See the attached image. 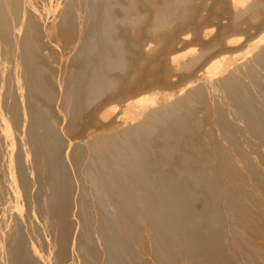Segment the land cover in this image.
<instances>
[{"label":"bare ground","instance_id":"6f19581e","mask_svg":"<svg viewBox=\"0 0 264 264\" xmlns=\"http://www.w3.org/2000/svg\"><path fill=\"white\" fill-rule=\"evenodd\" d=\"M48 6L0 0V264H264V0Z\"/></svg>","mask_w":264,"mask_h":264},{"label":"rangeland","instance_id":"374dc122","mask_svg":"<svg viewBox=\"0 0 264 264\" xmlns=\"http://www.w3.org/2000/svg\"><path fill=\"white\" fill-rule=\"evenodd\" d=\"M39 1V3H40V5H42V6H47V8L49 7L48 5L49 4H51V5H55V4H57V2H59V0H38ZM57 1V2H56ZM47 2V3H46ZM43 3H44V5H43ZM210 3H212V1L210 2ZM215 11H218V13H220L221 12V10L217 7L216 9H215ZM52 12L53 11H51V12H49V13H46L45 14V16H44V18H43V24H47L48 23V21L50 20V17H51V15H52ZM47 19V20H46ZM47 21V22H46ZM209 28H214V26H213V22L212 21H210L209 20V22L208 21H206V23H205ZM215 32H216V28H214V34H215ZM213 36V35H212ZM147 40H150V43H151V45H154L153 47H157V43H156V41H154V39H151V38H149V39H147ZM207 46V47H206ZM211 47V45H210V39H208L207 41H198V40H196V39H194L193 37L190 39V41H189V43L187 44V46L185 47V48H183L182 50H180L179 52H178V55L180 56V63H179V66H178V69H177V71H176V73H178V78H177V83H179V84H177L176 85V87L178 88V87H181V86H183V84H185V83H187L188 81H191V80H194L195 79V77H194V75H193V73H194V71L202 64V62L206 59V57H208L209 55H210V51H209V53H208V50H209V48ZM201 51V52H200ZM204 51H206L205 53H203ZM191 52V53H190ZM199 53V54H198ZM194 54V55H193ZM203 54V55H202ZM200 56V57H198V56ZM203 56V57H202ZM205 56V57H204ZM188 57V58H187ZM191 57H196V59H197V57L199 58V59H197L196 61H195V63H193V64H191V65H189L188 67L186 66V65H184V64H182L183 62H186V61H188L189 59ZM201 57H202V59H201ZM186 58V59H185ZM183 60V61H182ZM183 66H182V65ZM184 67H187V68H184ZM192 67V68H191ZM180 68V69H179ZM182 68V69H181ZM154 71H158L157 70V68H155V69H153ZM179 70V71H178ZM181 74V75H180ZM185 76H187V77H185ZM190 77V78H189ZM146 85H148L147 87H146ZM143 87H145V88H148V96H149V98H150V101L153 99L152 97H154L155 96V94L153 95L152 94V91L154 90V91H160V93H159V95L160 94H162L161 92H163V94L165 93V92H168V93H174V92H176V90H177V88L174 86V87H169V89L168 90H165L164 88H166V87H164V86H162V85H159L158 83H156V81H155V79H154V77L152 76V77H150L148 80H145L144 82H143ZM142 87V88H143ZM150 87V88H149ZM139 90H141V89H139ZM150 95H152V96H150ZM160 96H162V95H160ZM159 97V96H158ZM105 98H107V96H104V97H102V99H105ZM147 102H149V100L147 101ZM200 114H202V112H200ZM245 136H243V138H244ZM245 139V138H244ZM244 146L246 147V148H248L247 146V144L246 143H244ZM250 156H251V158H252V160L255 162V163H257L260 167H261V169H262V172L264 173V163H263V160L261 159V156L259 157V155H256V154H254V153H250ZM257 192H258V194L260 195V197L262 198V200H264V187L262 188V189H258L257 190ZM258 241L259 242H264V239H258ZM244 264V263H243Z\"/></svg>","mask_w":264,"mask_h":264}]
</instances>
